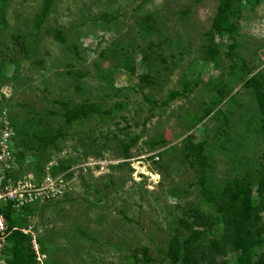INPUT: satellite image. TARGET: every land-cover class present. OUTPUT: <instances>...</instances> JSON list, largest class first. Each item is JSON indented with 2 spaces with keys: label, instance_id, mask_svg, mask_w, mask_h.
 I'll return each instance as SVG.
<instances>
[{
  "label": "rangeland",
  "instance_id": "1",
  "mask_svg": "<svg viewBox=\"0 0 264 264\" xmlns=\"http://www.w3.org/2000/svg\"><path fill=\"white\" fill-rule=\"evenodd\" d=\"M43 4L0 0V130L6 115L19 174L68 165L62 194L11 215L30 237L25 264H171L174 236L220 238L225 184L247 174L255 189L264 173V122L244 84L264 75V0L233 3L214 58L219 0H52L37 24ZM81 105L87 114L67 122ZM188 141L204 143L206 164L186 155Z\"/></svg>",
  "mask_w": 264,
  "mask_h": 264
},
{
  "label": "trees",
  "instance_id": "2",
  "mask_svg": "<svg viewBox=\"0 0 264 264\" xmlns=\"http://www.w3.org/2000/svg\"><path fill=\"white\" fill-rule=\"evenodd\" d=\"M237 1L219 0L211 29L207 33L208 43L205 47V54L210 58H214L217 52L213 42V34L222 31L221 23L232 13L234 4ZM51 2L52 0H44L43 7L36 19L37 24L42 21V17L48 12ZM244 84L253 89L254 98L259 112L262 114L261 119L264 122V75L257 72L246 78ZM88 110L89 105H81L76 110L66 113L65 120L70 122L80 114L86 115ZM210 111L211 108L207 109L206 114H209ZM55 138V135H49L46 138L39 137L41 147L48 145V143L54 144ZM203 144V142L195 144L188 141L184 146V150L187 151L186 155L193 157L201 166L206 164ZM127 150L128 145L124 147V154ZM46 161L47 159L44 160V162ZM67 168L68 165L59 163L52 169V173L65 171ZM42 169L43 166H38L36 173L37 171L40 173ZM54 169L56 171H53ZM200 176L203 177V174ZM251 178L247 174L240 178L234 177L223 187L220 201H218V210L221 213V222L223 223L220 238L213 235L207 245L192 246L188 241L182 244L174 236L169 241L165 254L167 258L171 259V264L176 261H180L181 264H202L203 261H206V264H214L210 258L215 255H224L228 250L239 251L238 257L233 263H228L227 260L223 259L219 264H264V249L258 253L256 259L253 258L254 248L264 243V224L261 215L264 211V173L262 171L258 172L255 189ZM255 193L259 199L257 203L253 202ZM29 208L30 206L23 207L19 211H25ZM6 217L9 228H13L9 208L6 209ZM192 217L195 225L204 226L205 228L212 227V222L208 216L193 212ZM29 239V235L22 233L19 229L12 230L8 237L9 245L6 249L9 264H25L27 260L35 258L33 253H29Z\"/></svg>",
  "mask_w": 264,
  "mask_h": 264
},
{
  "label": "built area",
  "instance_id": "3",
  "mask_svg": "<svg viewBox=\"0 0 264 264\" xmlns=\"http://www.w3.org/2000/svg\"><path fill=\"white\" fill-rule=\"evenodd\" d=\"M0 130V264H9L7 260L8 237L16 227L9 228L6 209L11 215L23 207L34 206L62 194L68 185L67 171L52 173V163H48L40 175L19 174V164L13 146V128L6 115L1 119ZM24 231V229H22ZM25 232V231H24ZM33 248L36 259L42 261L37 245Z\"/></svg>",
  "mask_w": 264,
  "mask_h": 264
}]
</instances>
